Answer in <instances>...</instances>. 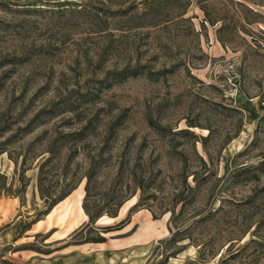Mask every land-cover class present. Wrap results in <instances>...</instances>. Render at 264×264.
Returning a JSON list of instances; mask_svg holds the SVG:
<instances>
[{
    "label": "rangeland",
    "instance_id": "374dc122",
    "mask_svg": "<svg viewBox=\"0 0 264 264\" xmlns=\"http://www.w3.org/2000/svg\"><path fill=\"white\" fill-rule=\"evenodd\" d=\"M134 174L143 191L130 197ZM86 177L93 212L126 198L116 218L72 238L87 218L61 241L26 234L50 214L39 178L52 196L76 185L84 213ZM12 198L23 225L0 242V264H26L21 251L47 264L98 234L113 257L112 242L137 226L99 231L140 199L130 221L142 212L167 227L146 264H264V0H0V205ZM172 210L188 229L176 244ZM180 248L188 256L165 263Z\"/></svg>",
    "mask_w": 264,
    "mask_h": 264
},
{
    "label": "crops",
    "instance_id": "0c3cea01",
    "mask_svg": "<svg viewBox=\"0 0 264 264\" xmlns=\"http://www.w3.org/2000/svg\"><path fill=\"white\" fill-rule=\"evenodd\" d=\"M73 192L68 198L56 205L44 221L38 222L31 226L26 234L48 233L54 230L51 238L55 241H61L71 235L81 224L87 222V217L80 209V202L82 194ZM78 194L74 201L76 211L79 214L80 221L71 222V210H69L71 198ZM1 201V200H0ZM9 204V205H8ZM19 200L8 199L4 200V205H0V227L7 226L0 232V242H9L17 237L23 225V219L18 216ZM139 212L135 214L130 224L124 229L130 230L134 225L137 230L134 235L120 238L118 242H112L113 257L108 256L107 243L105 244H83L77 247L68 246L64 248L61 253H53L49 256L47 264H146L147 256L150 251L149 245L154 240H160L167 234V227L165 225L163 231L158 232L152 221L147 218L145 221L140 220ZM13 220V221H12ZM10 223V225H8ZM165 235V236H164ZM21 251L17 254V258L26 264H35L36 253L31 252L29 255ZM188 251H184L181 255L188 256ZM15 255V253L13 254ZM177 260H175V263ZM189 264H198L192 260Z\"/></svg>",
    "mask_w": 264,
    "mask_h": 264
},
{
    "label": "trees",
    "instance_id": "16d2710c",
    "mask_svg": "<svg viewBox=\"0 0 264 264\" xmlns=\"http://www.w3.org/2000/svg\"><path fill=\"white\" fill-rule=\"evenodd\" d=\"M209 24L211 25H215L214 21L212 20H208L207 21ZM150 126H153L152 122H150ZM87 129L86 128H82L79 132H76V133H69L67 135V137H71V138H75L73 139V141L77 140V138H80L82 137V135L84 134V132L86 131ZM158 130H161V129H158ZM186 134V133H184ZM123 174V169L120 167V170H119V174H118V177H121ZM134 177L132 179H130L129 181L134 185V191H133V194L130 195L133 196L137 190H140V192L143 191V185L141 183V181L135 176V174L133 175ZM195 178V176H194ZM87 179V185L85 187V191H86V194H85V197H84V200H83V204H82V209L85 213L86 216H88L87 218L89 219V222L88 224L79 229L78 231H76L73 235H72V238L78 236L79 234H81L83 231H85V229L88 228L89 229H92V226L93 224H95L98 220H100L102 218V216L104 214H107L111 219L112 218H116L117 216V213H118V210L119 208L122 206L123 202L126 200V198H123L121 199L115 206V209L110 212V213H103L101 211H96V212H93L88 206H87V196H88V186H89V182L91 181V178L90 177H86ZM198 187V186H197ZM38 188H39V193H40V196L42 198H47L49 199V205L47 207V210L45 212L46 215H48L51 211V209H53L56 205H58L60 202L63 201V199L65 200L72 192L73 190L75 191L76 190V185L74 186H71L68 190L62 192L61 194H59L58 196H55V195H47L48 193H45L42 189V185H41V179L39 178V181H38ZM183 190L184 191H188V192H195L196 191V188H192L190 187L186 181L183 182ZM182 196H183V193H179L178 195V203H182L183 202V199H182ZM142 200L140 199L139 202L137 204H135L129 211L128 213V216L125 220H123L122 222H120L118 225H116L115 227H107V228H102L99 232L100 233H104L102 235H107L109 233H112V232H115V231H119L121 230L123 227H125L126 225H128L130 223V217L132 216V214L134 212H136L138 209L142 208ZM184 209V203H182L181 205V209H180V213L181 211H183ZM151 212V215H152V219L156 220L157 217L156 215L152 212ZM177 220H178V215L175 214V212L172 210L171 211V218H170V227H169V232H170V238L168 240V242H173V243H179V242H183L185 241V237H184V234L187 232L188 229H185V230H181L180 227H177ZM40 220L37 219L35 221L34 224H36L37 222H39ZM33 224V225H34ZM29 224L27 226L24 227L25 231L29 229ZM174 229V230H173ZM38 236V235H36ZM105 242V239L103 237L100 236V234H98L96 237H94L93 239H85V240H82L78 243H75L76 245H79V244H85V243H96V244H101V243H104ZM189 245V244H188ZM185 248H180L178 250H175V252H173L172 254L170 255H167L165 257V263H167V260L169 258H174L175 256H177L180 252H182ZM51 253V252H50ZM48 253V254H50ZM4 264H11L7 261H4Z\"/></svg>",
    "mask_w": 264,
    "mask_h": 264
},
{
    "label": "bare ground",
    "instance_id": "6f19581e",
    "mask_svg": "<svg viewBox=\"0 0 264 264\" xmlns=\"http://www.w3.org/2000/svg\"><path fill=\"white\" fill-rule=\"evenodd\" d=\"M192 251H193V250L190 249V254L192 253ZM188 253H189V252H188ZM189 256H190V255H189ZM175 260H176V259H173V262H174V263H175Z\"/></svg>",
    "mask_w": 264,
    "mask_h": 264
}]
</instances>
